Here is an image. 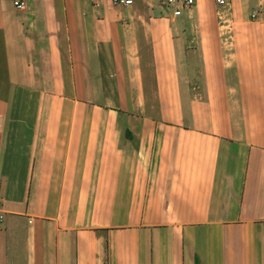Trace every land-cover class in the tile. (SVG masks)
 Returning <instances> with one entry per match:
<instances>
[{
  "label": "crops",
  "instance_id": "0c3cea01",
  "mask_svg": "<svg viewBox=\"0 0 264 264\" xmlns=\"http://www.w3.org/2000/svg\"><path fill=\"white\" fill-rule=\"evenodd\" d=\"M261 9L0 0V264H264Z\"/></svg>",
  "mask_w": 264,
  "mask_h": 264
},
{
  "label": "built area",
  "instance_id": "2783aa9c",
  "mask_svg": "<svg viewBox=\"0 0 264 264\" xmlns=\"http://www.w3.org/2000/svg\"><path fill=\"white\" fill-rule=\"evenodd\" d=\"M112 6L116 7H129L132 5L133 0H108ZM158 4L164 8L172 11V16L177 17L180 15L182 10L189 9L194 4V0H157ZM218 7L223 8L227 5V0H215ZM100 2H96L99 5ZM14 6L18 9H22L24 6L23 2H15ZM251 20L264 21V9L255 10L250 15ZM1 207V198H0ZM3 222V212L0 209V225Z\"/></svg>",
  "mask_w": 264,
  "mask_h": 264
}]
</instances>
